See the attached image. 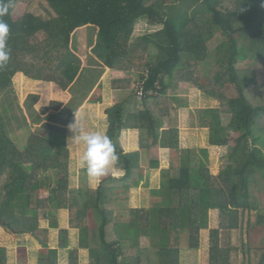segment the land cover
<instances>
[{"label": "trees", "instance_id": "trees-1", "mask_svg": "<svg viewBox=\"0 0 264 264\" xmlns=\"http://www.w3.org/2000/svg\"><path fill=\"white\" fill-rule=\"evenodd\" d=\"M37 6L40 15L28 13L14 21L11 9L3 19L9 24L8 46L10 61L0 69V92H8L19 72L32 80L55 83L62 90L72 84L66 74L68 64L82 65V60L70 49L73 32L85 26H96L99 31L92 53L107 68L114 71L135 70L132 60L146 62L149 73L144 77L147 90L158 81L162 90L156 98L139 101L134 94L123 104L107 111L109 132L116 146L117 168L124 174L104 178L97 188L82 186L80 203L73 223L79 230V249L89 252L90 264H152V258L141 247L142 239L151 230L172 234L174 246L157 251L158 264H179L180 247H198V235L209 228L210 212L220 210L221 228L244 218L247 211L260 208L259 195L264 180V97L262 104L250 97L257 85L256 73L250 68L239 69L242 57H256L264 63V0H199L191 10V19L178 31L167 21L168 0H12ZM147 21L157 31L134 40L135 27ZM45 33V40L38 34ZM217 34L224 39L217 40ZM242 37L247 46L238 40ZM157 52L152 54L150 49ZM246 49V50H245ZM246 51V52H245ZM247 55V56H245ZM198 86L210 94L236 93L218 96L220 107L199 112L200 124L210 130L212 146H236L231 149V163L220 172V180L228 185L227 201L223 203L220 188L204 186L198 175L206 160L203 151L187 150L179 165H171L162 172L161 188L156 203L133 221L119 219L126 203L111 192L140 187L146 180L142 167L133 162L120 141L128 112L140 122L142 138H157L156 116L153 109L165 101L166 79L172 71L194 67ZM142 80V81H144ZM122 82H117L116 85ZM130 88L131 81H126ZM55 102L46 108L52 110ZM133 107L131 109L130 107ZM138 106V107H137ZM150 121V123L147 122ZM43 127L50 137L32 133L25 151H20L8 137L0 113V226L20 237H31L46 254L40 264H58L59 250L46 241L48 230L40 225V211L45 208L38 189L40 175L48 176L50 164L57 171L55 184L58 205L69 210V177L67 163V129L52 124ZM231 132L240 136L233 139ZM143 143V142H142ZM141 143V148L146 145ZM168 193L172 202L161 205L160 197ZM230 221V222H229ZM258 224H264L259 216ZM212 264H231V250L221 247L219 231L211 233ZM248 261L245 246L237 248ZM78 257V250H71ZM5 249L0 247V261ZM249 255V254H248ZM129 259L130 261H126ZM77 259L73 264H77ZM247 264V262H241ZM155 264V263H154ZM259 264H264V253Z\"/></svg>", "mask_w": 264, "mask_h": 264}, {"label": "crops", "instance_id": "crops-1", "mask_svg": "<svg viewBox=\"0 0 264 264\" xmlns=\"http://www.w3.org/2000/svg\"><path fill=\"white\" fill-rule=\"evenodd\" d=\"M198 1L196 0L194 5ZM179 2L180 0H177L174 4L167 3L166 13L167 21L178 31H181L191 18H186L185 22L178 20L181 16L178 6ZM9 9H11L14 21H19L25 17L27 12L26 3L21 1L11 3ZM139 24L150 26L147 21H141ZM83 30L85 32L80 34ZM152 30L157 31V27H152ZM98 31L99 29L96 26L89 25L72 33L70 49L80 57L82 65H67L66 74L72 84L66 90H62L52 82L29 79L19 72L13 78L11 90L4 93L0 92V113L11 119L14 133H23L22 137H25L26 133H35L44 122H47L48 124L66 128L67 136H70L71 133L68 130V126L63 122L70 120L72 118L71 115L79 114L82 115L83 121L87 122L89 131L103 130L108 135L110 124L107 111L114 106L123 104L125 101L127 102L134 95V90L132 89V85L134 86L135 83L134 80L143 73L142 70L140 73L139 69L136 70V68L141 66L142 63H146L141 60H132L134 66L137 67L128 73L114 71L105 67L92 53ZM38 37L40 40H45L46 34L40 33ZM154 49L156 50L153 46L150 51H154ZM126 81H131L130 88H127ZM117 82L122 83L116 85ZM166 84L168 88L164 95L165 101L159 107V110L153 109V115L157 117L155 133L158 137L150 136L148 141L147 138H142L139 119L128 112L127 119L128 117L129 119L126 121L120 139L122 147L127 154L131 155L137 152L143 155V158L149 164L145 172L146 183H143L149 194L153 189L161 187L162 179L159 177V182L149 181L147 180L148 175H161L163 169H168L171 165H179L182 154L187 150H203L204 153L200 157L205 159L207 163L209 162V165H207L211 170L214 164L224 165L226 160H231L228 156L233 143L224 147L212 146L210 144L209 128L200 124L199 112L218 109L220 107L218 102L220 94L212 95L205 89H201L192 69L187 71H183L181 67L174 69L166 79ZM80 101H84L83 104ZM52 102H55L52 110L41 112L42 109L49 107ZM133 107L130 108L133 109ZM63 116L66 118H62ZM35 119L39 120V123L34 124L33 121ZM60 120L61 122H58ZM94 120L98 124L94 123ZM147 122L150 123L149 120ZM8 136L11 137L9 134ZM68 138L70 139V137ZM141 143L146 145V149L141 148ZM74 146L78 145L74 144ZM68 149H72L70 141H68ZM82 150V146L79 145V151H75V153L72 151L70 159L75 158V154H80ZM117 169L120 171L117 176L124 174L123 170ZM222 170L217 169L215 171L217 177L211 181L209 187L220 188L223 191V203H225L227 201L228 191L226 192V187L228 185L219 178ZM143 185L140 188H143ZM152 198L155 200L154 195ZM249 215L250 212L247 211L244 218L240 214L237 220L229 221V225L236 224L235 228L222 229L220 210H212L210 212L209 228L201 230L199 233V248L190 249L187 247V243H184L180 247L179 264H212L211 233L215 230L219 231L221 247H227L231 250V264H242L235 261L237 251L234 255L232 250L235 248L242 232L244 236H250V232H247L252 227ZM258 225L260 224H258L257 220ZM158 231L153 230V233ZM171 240L168 248L174 246L173 239ZM75 250H78V254L81 252L84 257L86 256L85 252L87 250L76 248ZM60 254L61 251L59 250ZM237 255H239L238 252ZM240 258L242 259V255Z\"/></svg>", "mask_w": 264, "mask_h": 264}, {"label": "rangeland", "instance_id": "rangeland-1", "mask_svg": "<svg viewBox=\"0 0 264 264\" xmlns=\"http://www.w3.org/2000/svg\"><path fill=\"white\" fill-rule=\"evenodd\" d=\"M177 0H168V3L174 4ZM196 0H180L178 3L179 11H180V18L178 20L180 22H185V19L191 18V10L194 6ZM16 2V1H15ZM23 2V1H21ZM26 3V2H24ZM26 14L28 13H34L36 15H40L41 12L37 9L36 5L26 3ZM152 31V32H151ZM156 31V30H155ZM155 31L152 30L151 26H146L144 24H139L135 27L134 31V40L137 41L139 38L143 37L144 35H147L149 33H154ZM85 31H81L80 34H83ZM42 38V36H40ZM216 39L219 41L221 39H224L221 34H217ZM97 40V38H96ZM240 45L245 48L247 46L246 41L242 37H238ZM246 50V49H245ZM152 51V50H151ZM152 52H157V50L154 49ZM151 52V53H152ZM246 52V51H245ZM155 54V53H152ZM247 56V55H245ZM145 62V61H144ZM146 63V62H145ZM137 67V66H136ZM195 66L191 69L196 74V71L194 70ZM238 68L239 69H247L251 68L256 73V81L257 85L251 90L250 97H253L256 99L257 104H262L263 97H264V63L257 59L256 57H242L238 61ZM142 74L140 76L138 75V78H136L134 81V86L132 85V89L134 90V94L136 93V90L138 86L141 84L142 77L147 76V67L146 64L142 63L141 66H138L136 70ZM132 90V91H133ZM236 93L235 90H233L230 93H224L220 94V96L230 97ZM87 100V99H86ZM85 100V102H86ZM81 104H83L84 101H80ZM219 102V100H218ZM220 106V102H219ZM48 112L46 109H42L43 111ZM72 118L68 121H65V125H69L71 122L74 121L75 117L77 120H79L85 130H89L87 128V122L83 121L82 115L74 114L71 115ZM4 118L5 123V129L7 135H11V139H13L14 143L18 147L20 151H25L30 136L32 132L26 133L25 137L23 136V133H14L12 130V122L11 119H9L7 116L2 115ZM99 117V116H98ZM66 118V117H62ZM92 119V118H91ZM129 119V117H128ZM131 119V118H130ZM54 121V119H53ZM34 124L39 123V120H34ZM58 122H61L58 121ZM94 123H97V121H93ZM44 124H47V122H44L40 128H38L34 134H38L45 137H50L51 133L47 131L43 127ZM233 139H237L240 134L237 132H232ZM71 136V135H70ZM69 135L67 136V146L68 141L71 143L72 149L69 150L70 153L72 151L75 153V151H79V145L74 146V143L72 142V138ZM70 137V139L68 138ZM234 148L236 146V143L232 142ZM73 144V145H72ZM262 150H264V147H261ZM203 151V150H201ZM81 153V152H80ZM204 153V152H203ZM200 153V154H203ZM80 154H75V158L69 159L67 163V169H68V177H69V203H70V209L69 210H62L59 208L58 205V193H56L55 190V184H56V178H57V171L54 169V163L50 164V169L48 176L46 177L45 174L40 175V187L38 189L39 195L42 198V200L46 201V206L44 209L40 211V218L39 222L43 229L48 230V235L46 236V241L50 245V247L56 248L61 251V254L59 255V261L58 264H73V260L77 259V264H90L91 259L89 256V252L86 251L85 257L80 254H78V257L71 254V250L79 249V230L75 229L73 223H77L80 219L77 218V215H74L76 211L78 210L80 198H79V189L82 186L89 185L90 187L97 188L99 183L104 179L112 175H118L120 171L115 167L107 176H104L100 178L99 182L97 183L93 178L87 175L86 171L81 169L77 163L78 158ZM133 158V162L140 165L142 167L143 172L145 173L148 169V163L143 158V155L139 153H133L131 154ZM71 156V155H70ZM230 155L228 158L230 159ZM168 162V161H167ZM231 160H226L225 164H219L216 163L212 166V170L208 167L209 162L205 164L204 167H201L200 171L198 172V175L201 178V182L205 186L211 185V181L215 180L216 174L215 171L217 169L222 170ZM208 164V165H207ZM166 170L163 169L161 171V175L153 176L148 175L147 180L159 182V179H162V172ZM120 175V174H119ZM214 175V176H213ZM160 177V178H159ZM146 183V182H145ZM54 185V186H53ZM159 185V183H158ZM260 185L263 187L262 192L259 195V201H260V208L254 209L250 211L249 220L251 223V228L246 229L247 232H250V236H244V233L242 232L241 235H239V239L237 240V244L235 248L232 250V254L236 252L237 247H240L241 245L245 246V249L247 250V257L245 258L242 256V259L240 258L241 253L239 255H235V261L236 262H247V264H259V261L262 259L263 253H264V226L258 225L257 226V220L259 216H264V180L260 181ZM161 186V184H160ZM227 186V185H226ZM145 185H143V188L136 187L133 188V190H118L111 192L113 196L116 198H120V200L124 201L127 205L124 210L119 212V219L123 221L128 220H137L139 219L143 213L148 210L152 204H153V195L155 196L160 190L161 187L153 189L150 194L144 188ZM228 191V186L226 187ZM225 191V190H224ZM160 201L162 202L161 205H166L172 202V198L168 193H165L163 196L160 197ZM156 203V200H154V204ZM227 225H229L228 222H226ZM240 233V232H239ZM172 234H165L162 231H158L153 233V230L150 231V236L148 238L142 239L141 247L144 249V251L147 252L152 258L153 263L152 264H158V256L157 251L159 249H165L170 246V241L174 238ZM170 239V240H169ZM199 239V235H198ZM199 242L198 247L199 248ZM0 247H3L5 249V255L2 257L0 264H40L42 260V256L46 254L45 250L42 246H40L33 238L31 237H20L15 234H11L7 232L3 227L0 226ZM188 247V245H187ZM71 248V249H69ZM189 248V247H188ZM191 249V248H190ZM249 254V255H248ZM237 256V257H236ZM126 261H130L129 259H126ZM145 263L147 264V260L145 259Z\"/></svg>", "mask_w": 264, "mask_h": 264}, {"label": "clouds", "instance_id": "clouds-1", "mask_svg": "<svg viewBox=\"0 0 264 264\" xmlns=\"http://www.w3.org/2000/svg\"><path fill=\"white\" fill-rule=\"evenodd\" d=\"M11 3L12 0H0V69L6 67L10 61L11 49L7 43L10 26L3 17L8 14ZM68 130L72 142L83 148L77 161L79 167L98 183L119 162L115 144L103 130H85L76 117L68 125Z\"/></svg>", "mask_w": 264, "mask_h": 264}, {"label": "built area", "instance_id": "built-area-1", "mask_svg": "<svg viewBox=\"0 0 264 264\" xmlns=\"http://www.w3.org/2000/svg\"><path fill=\"white\" fill-rule=\"evenodd\" d=\"M149 70H147V74ZM147 77V76H146ZM162 85L160 81H158L153 89L147 90L145 87V80L141 82L138 86L135 95L137 96L139 101H144L147 98H156L159 96L160 91L162 90Z\"/></svg>", "mask_w": 264, "mask_h": 264}]
</instances>
